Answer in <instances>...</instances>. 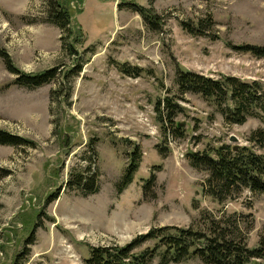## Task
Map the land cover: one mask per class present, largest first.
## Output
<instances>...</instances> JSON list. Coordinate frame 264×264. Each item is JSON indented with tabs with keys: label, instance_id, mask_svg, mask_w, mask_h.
I'll return each mask as SVG.
<instances>
[{
	"label": "rangeland",
	"instance_id": "obj_1",
	"mask_svg": "<svg viewBox=\"0 0 264 264\" xmlns=\"http://www.w3.org/2000/svg\"><path fill=\"white\" fill-rule=\"evenodd\" d=\"M48 1L0 0V50L25 74L60 68L51 83L28 88L15 83L18 75L0 56V129L36 143L0 145V264L17 258V264H85L91 247L125 245L152 227L205 231L220 218L237 219L249 248L258 247L264 194L246 189L236 199L215 200L206 193L208 172L193 167L187 154L250 146L251 133L264 129V115L228 124L213 101L181 94L176 78L181 68L257 80L264 88V58L235 48L264 47V0H62L80 27L74 39L84 55L71 83L64 77L76 64L63 48L69 35L46 20ZM135 6L156 14L158 23L145 22ZM205 18L215 22L209 36L192 35L181 24ZM123 64L142 71L127 75ZM165 97L181 108L172 122L156 111ZM91 141L94 162L85 159ZM136 146L140 167L120 192ZM78 166L99 171L97 194L84 197L67 186Z\"/></svg>",
	"mask_w": 264,
	"mask_h": 264
},
{
	"label": "trees",
	"instance_id": "obj_2",
	"mask_svg": "<svg viewBox=\"0 0 264 264\" xmlns=\"http://www.w3.org/2000/svg\"><path fill=\"white\" fill-rule=\"evenodd\" d=\"M133 8L143 16L145 22L153 25L158 23L159 17L150 10L137 6ZM47 13L46 20L69 35V40L63 42V48L69 52L76 64L64 72V77L66 83H71L70 78L80 75L84 66V55L78 48L79 39H74L78 37L80 27L73 22L70 10L62 0H49ZM181 24L192 35L207 36L211 35L207 29L215 26L211 18L201 19L196 25L185 21ZM72 36L73 38L70 39ZM235 48L250 52L258 58H264L262 46L244 45ZM0 56L3 57L8 70L18 75L15 83L20 86L28 88L44 86L55 80L60 72L59 67H54L36 75L25 74L15 66L8 53L0 50ZM119 67L127 75H140L142 71L138 67L131 68L126 64ZM176 83L181 94H198L204 99L213 101L228 124H244L249 117L257 116L258 112L264 115V88L257 80L245 81L234 75L213 78L179 68ZM179 109L180 106L171 97H165L156 106L159 119L167 122H172ZM248 141L250 146H242L238 150H234L231 145L223 144L203 153L187 154L193 167L208 172L206 193L221 203L238 198L246 189L264 194V152H256L254 149L257 147L264 150V129L253 131ZM0 145L36 147L34 141L2 129H0ZM87 152L90 154L85 159L92 162L97 160L93 141L89 143ZM142 156L140 147L136 146L129 158L126 173L118 186L120 192L133 182ZM99 177L96 168L88 166L84 169L83 166H78L73 171L67 186L71 189L78 188L84 197H88L100 191ZM60 192L61 189L50 195L47 202L55 201ZM32 239L27 242L28 245L33 243ZM23 253L28 254L27 248ZM156 258H160L163 264L184 263L191 259H199L202 264H248L253 259H264V236L260 239L258 247L249 248L237 219L233 221L230 218L211 220L205 231L170 225L152 227L147 233L137 235L125 245L91 247L90 258L85 264H152ZM17 259L14 264H17Z\"/></svg>",
	"mask_w": 264,
	"mask_h": 264
},
{
	"label": "water",
	"instance_id": "obj_3",
	"mask_svg": "<svg viewBox=\"0 0 264 264\" xmlns=\"http://www.w3.org/2000/svg\"><path fill=\"white\" fill-rule=\"evenodd\" d=\"M231 140L234 141V142H238L239 141V139L236 136H234V135L232 136ZM239 147H240L239 145L234 146V150H238Z\"/></svg>",
	"mask_w": 264,
	"mask_h": 264
}]
</instances>
